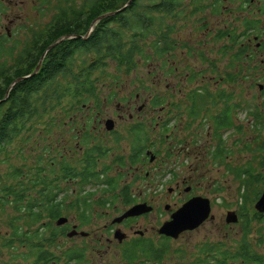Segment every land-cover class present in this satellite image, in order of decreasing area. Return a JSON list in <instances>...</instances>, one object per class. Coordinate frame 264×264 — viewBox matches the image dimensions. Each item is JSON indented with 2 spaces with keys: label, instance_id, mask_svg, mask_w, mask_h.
<instances>
[{
  "label": "flooded vegetation",
  "instance_id": "af4514ba",
  "mask_svg": "<svg viewBox=\"0 0 264 264\" xmlns=\"http://www.w3.org/2000/svg\"><path fill=\"white\" fill-rule=\"evenodd\" d=\"M222 1V11L211 14L218 19L219 28L207 30L206 34L210 35V40L216 39V47L207 51L200 48L186 51L191 58L203 59L207 64L206 69L199 70L195 66L193 71H190L185 65V70L182 71L184 64L175 63L172 55L177 49V44L172 29L168 35V47L160 43L157 56H152V60L157 61V64L153 65L152 76L162 83L158 86L157 97H149L135 108L136 101L140 99L139 94L134 95V102L129 92L125 100L116 104V109L110 117L103 119L101 113H95L97 118L92 120L91 125L81 123L83 112L77 113L80 114L78 118L77 115L69 116L64 113L46 115V118L62 119L55 123L58 126H75L72 131L78 135L73 143H69V139L64 137L59 140L60 144L53 145L50 149L47 155L50 165L47 175L50 180L59 182L63 179L60 175V165H64L66 170L71 168L77 179L86 173L98 179L92 181V191L81 194L87 199L88 208L65 209L61 217L66 218L67 222L50 227L51 233L47 235L53 243L52 249L49 250L52 254L50 264H162L165 259L164 243L168 244L171 239L159 235L157 231L171 219L174 212L194 198L208 200L210 204L212 217L192 231L197 232L209 226L205 242H202L206 243L208 249L209 264H264V255L261 254L263 236L259 235L260 226L264 224V212L255 209L256 203L264 193L263 85L259 86L254 114L251 113L253 137L249 144L245 138V129L243 130L237 117L246 104L245 61L250 54H246L244 48V23L248 19L246 14H250L254 0H249L248 5L245 0ZM180 8L181 6L175 10L182 12L183 8ZM191 11L194 16L201 12L194 9ZM206 11L210 13L211 10ZM261 11L257 8L251 15L263 13ZM183 18L189 17L182 14ZM53 19L52 17L50 21ZM235 22L239 25L237 34L242 40L240 63L237 67L229 63L230 32L236 29L231 28L230 24ZM165 32H168V26L165 27ZM33 36L31 34L30 40ZM255 39L254 53L262 56L264 32ZM25 46L26 43L20 45V48H15L14 53L20 54ZM202 46L206 47L207 44L203 43ZM212 49L217 53L216 59L224 61V64L213 67L212 60L204 58ZM150 54H153L152 50ZM258 56H254L256 66ZM259 64L260 67L256 70L264 72V59L260 58ZM139 66L136 65L134 70ZM195 83L200 85L199 89H193ZM67 86L69 87V81ZM59 91L61 94H58ZM71 93L75 92L69 89L57 90L56 95L65 99L64 94ZM80 93L82 96L89 95L82 90H79L78 94ZM112 98H115L114 95L110 96V99ZM151 105H157V112L155 108L148 112ZM154 120L156 122L152 123ZM107 121H112L113 129L105 128ZM153 124L158 132V137L154 139L158 142L156 152L151 151L149 137V128ZM88 135L93 136L91 141ZM105 137L112 143L113 148L103 147L107 141ZM89 141L90 144H87ZM247 147L256 150V158L253 160V155L249 153V159L240 163ZM108 154L112 159L110 165L103 162ZM210 162L226 169L237 182L241 183L244 173L237 180L236 169L244 168V172L251 170L252 176L255 177L252 184H240L239 206L233 210L226 209L224 218L213 215V199L208 196L209 188L213 184L207 180ZM89 163L90 168L83 170ZM150 165H155V178L158 179L156 183L167 179L169 184L173 183V187L167 189L169 195L173 196L171 202L166 201L168 197L160 193L149 200L145 198L150 183L149 172L144 169ZM164 165L170 169L184 165L188 171L181 175V172L168 170V176H163L160 166ZM62 181L76 183L78 180ZM108 182H112L115 187L109 188L106 185ZM137 182L143 184L139 192L133 190ZM63 196L61 194V197ZM75 197L79 196L74 195ZM137 204H146L152 210L148 214L114 223V220ZM230 211L234 212L237 218L235 224L226 222L227 213ZM82 213L91 217L89 223L80 219ZM157 213L161 219L156 216L154 224L148 223L149 215ZM103 219L105 223L97 226L96 223ZM82 232L87 235L83 236ZM192 232H184L179 238ZM159 255L162 257L158 262L156 259Z\"/></svg>",
  "mask_w": 264,
  "mask_h": 264
},
{
  "label": "trees",
  "instance_id": "16d2710c",
  "mask_svg": "<svg viewBox=\"0 0 264 264\" xmlns=\"http://www.w3.org/2000/svg\"><path fill=\"white\" fill-rule=\"evenodd\" d=\"M53 1L56 2L53 6V21L40 33L33 34L31 40L26 39L34 43L33 46L28 42L25 49L17 55L14 53V47L5 48L4 43L8 39L4 35L0 37V59L8 57L10 60V62L8 59L0 60V161L6 163L11 155L21 151L19 146L31 145L36 133L47 132L46 114L62 108V96L56 95L57 90H63L58 81H69L68 89L75 92L69 94L74 95L73 98L82 96L81 93L78 94L79 90L88 92L91 97L95 96V88L90 81L91 75L102 72L106 68L107 60L114 62L117 68H124L125 73L129 74L136 66L135 58L145 57L142 55L146 42H149V48L153 51L151 57L157 56L160 43L168 47L167 41L170 39L168 35L172 32L173 26L168 25L165 18L176 19L175 9L185 0H159L157 4L146 6L142 12L137 10L138 0H133L125 8L123 7L129 0H33L35 10L44 16L45 14L39 10L42 7L49 9ZM76 1L80 2V5L74 4ZM189 1L192 2L195 11L206 8L207 0ZM220 1L214 0L215 7ZM245 3L248 5L249 0H245ZM4 9L3 2L0 1V12ZM112 13L113 15L95 21ZM261 24V21L255 19H246L244 23L246 37L253 31H264ZM229 42V50L234 52L230 65L237 67L242 49L240 36L235 30L230 32ZM244 48L248 54L247 45ZM6 49L8 51H4ZM46 51L38 71L34 73ZM75 56L92 57L90 61L84 59L81 62L84 67H78L74 63ZM251 59L249 56L246 60ZM21 78L24 79L11 87L15 80ZM73 106L79 109L78 102L70 104V107ZM261 149L263 150L262 147ZM246 151L253 155V160L256 158L255 149L247 147ZM44 154L43 151L34 166L23 165L4 174V179L9 183L0 186V213L5 214L7 209H12L15 213L9 216L8 221V225L13 229L10 237L12 239L9 240L12 242H9L8 246L3 244L2 247L9 248L11 243L19 242V246L26 250L21 255L22 259L17 256L5 264H20L18 262L20 259L21 264H50L52 254L48 247L50 245L53 247L51 239L47 237L51 233L50 227L63 215L65 209H87V199L81 194L86 187L93 188V180H98L90 173L77 179L71 168L66 170L64 165H60V175L63 179L59 182L51 181L47 175ZM90 166L91 163L83 170L89 169ZM262 166L264 167V160ZM92 168L94 169V165ZM24 169L28 172H24ZM235 174L237 180L242 174L247 178L242 177L241 183L238 182V191L240 184H252L255 181L251 170L244 172V168L236 169ZM68 179L78 180L72 184L78 187L79 197H71L68 185L64 189L59 187L62 180ZM106 185L112 189L115 187L112 182ZM87 191L90 192L92 189ZM61 194L64 196L61 197ZM67 200L69 202L66 204ZM89 218L91 217L85 213L80 214V219L85 220V223H89ZM164 244L165 256L168 253V245ZM207 251L206 246L201 248L202 255L195 264H209ZM161 257L162 255H159L156 260L159 262Z\"/></svg>",
  "mask_w": 264,
  "mask_h": 264
},
{
  "label": "rangeland",
  "instance_id": "374dc122",
  "mask_svg": "<svg viewBox=\"0 0 264 264\" xmlns=\"http://www.w3.org/2000/svg\"><path fill=\"white\" fill-rule=\"evenodd\" d=\"M3 2L4 11L0 12V37L3 35L6 37L7 42L4 43L5 48H20V45H23L24 43L28 44L29 41H26V39H30L31 34H37L40 33L47 24H49L52 18L53 6L56 4L55 1L51 2V6L49 9H46L45 7H42L39 11L45 14L44 16L39 15V13L35 10V6L33 3V0H0ZM162 1V0H160ZM159 0H138L137 10L139 12L144 11V8L146 6H152L154 4H157ZM80 3V2H79ZM78 1H76L74 4L80 5ZM82 3V2H81ZM223 1L217 3L219 6L217 8V5L215 7L214 0H207L205 3L206 8L203 9L201 12H199L197 15H192L193 12L191 9H194V6L192 5V2L185 0L181 4V8H183L182 12H177V17L174 20L165 18V21H167L168 25L173 26L174 36L177 44V49L173 53L172 56L175 58V63L181 62L188 67L190 71H193L195 66L199 70H204L207 68V64L203 62V59L198 60V57L191 58L189 57L188 52L192 48L197 49H204L207 51L209 48L216 47V39L210 40V35L207 34V30H213L217 29L218 27V19H215L214 13L222 11ZM226 5V3H225ZM258 9H261L264 13V0H254V4L252 8L250 9L251 12L249 15L246 14L248 19H255L261 22H264V15L263 13L259 14H252V12L256 11ZM207 9L211 10L210 13H207ZM185 11L187 13H185ZM200 11V10H199ZM182 14H186L189 18L182 19ZM231 19V18H230ZM190 21V22H189ZM189 22V23H188ZM48 26V25H47ZM206 26L207 28H205ZM262 29H264V25H262ZM231 28H236L235 32L237 34L238 32V23H231ZM46 29V28H45ZM232 32V31H231ZM264 31L258 32L253 31L252 34H249L248 37H245V46L247 45L249 54L252 57L251 60L245 61V76H246V84H245V97H246V104L244 106V110H241L239 112L238 122L242 126L243 130L245 129V138L247 141V144L250 143V140L252 139L253 134V120L251 117V113L254 114V108L256 104V100L259 94V86H264V72L256 70V68L260 67L259 60L264 59V54L262 56H258L254 53L255 50V37L258 35H261ZM206 35V36H205ZM238 35V34H237ZM203 43H206L207 46H202ZM242 43V40L240 39V44ZM149 42L145 43V48L142 56L145 57H136L135 62L136 65H140L138 68H136L134 71L130 72L129 74L125 73L124 68H117L115 66V63L111 60L106 61V68L103 69L102 72H95L91 75V82L94 85V94L95 96L90 95H83L80 97V95L77 96V98H73L74 95L64 94L65 99L62 97V108L55 109L47 114L50 113H64L68 114L69 116L77 115L76 118L83 112V119L81 121L82 124L91 125L92 120L97 118V115L95 113H101L100 116L103 119H106L112 115V113L116 109V104L118 102H122L125 100L128 96V93L131 92V98L134 101V95L139 94L140 99L136 101L135 108L139 105H141L144 100L148 99L149 97H157L159 93L158 86L162 83L158 82L157 77H153V65L157 64V61L153 57L150 56V48H149ZM230 47V42H229ZM8 51V49L4 50ZM230 57H229V63L230 59L233 58V51H230ZM254 56L257 57V66L254 63ZM92 56H82V57H74V63H76V66L78 67H84L81 65V62L85 59L87 61H90ZM76 58V60H75ZM206 59L212 60V66L215 67L217 64H224V61H219L217 58V53L215 49H212L210 52L208 51L207 54L204 56ZM8 59V62H10L8 57H2L0 60ZM43 61V60H42ZM239 66V63H238ZM77 72V71H76ZM214 73V72H213ZM181 79H179L180 81ZM153 82V83H152ZM59 85L62 86L63 90L68 89L67 81L60 80ZM199 84H193V89L198 88ZM58 94H61V91L58 92ZM114 95L115 98L110 99V96ZM78 102L79 109L77 106L70 107V104H76ZM135 102V101H134ZM220 106V105H218ZM156 106L151 105L150 108H148V112H152ZM155 112H157V108H155ZM214 107L212 106V111ZM136 110H131V112H135ZM46 114V115H47ZM95 115V116H94ZM50 120V122L47 124V132L35 134L32 139V144L26 147H21V151L16 152L15 154L10 156V159L8 163L0 161V186L4 185L7 182L6 179H4V174H6L10 169L21 167L23 165L27 167H32L36 163V159L42 154L44 151V158L45 163L47 165L46 171L48 172V168H50V165L48 163V153L50 152V149L53 145L60 144L59 140L62 138H68L69 143H73L78 138V135L75 131H72L75 126H68L63 127L62 125L58 126L55 123L62 119H55V118H47ZM73 119H75L73 117ZM66 119L64 118V121ZM156 121H152V123H155ZM54 123V125H53ZM98 129V128H97ZM156 125H152L149 128V137H150V145H151V151L157 150L158 142L154 141L155 138L158 137V132L156 131ZM88 138H93L92 135H88ZM106 143L103 144V147L106 148H113L112 143L108 140L107 137ZM90 141L87 144H90ZM18 147V148H19ZM244 156L241 158L240 163H244V161H247L250 157V154L246 151L243 152ZM4 160V159H3ZM44 161H42V164H44ZM106 165H110L112 162L111 156L108 154L106 159L103 161ZM234 161L230 164L232 165ZM186 165V163H184ZM177 166L173 167V169H170L167 165L160 166L161 172L163 173V176H168L166 173L168 170H174L177 173L181 172V175L187 173V168L184 166ZM145 171L149 172V189L147 190V196L146 199H151L156 194H163L168 199L166 201H172L171 195L167 192L168 187H173V183H168L167 181H163L162 183H156L158 182V179L155 178V175H157V171L155 168V165H150L149 167H146L144 169ZM24 172H28L27 169H24ZM143 173L141 174V176ZM207 180L212 181L213 184H211V188H209V194L208 196L213 199L214 207H213V215L218 217L224 218V214L226 209H236L239 205V196L240 193H238V182L233 179L232 175L226 171L223 167H219L216 165H213L212 162H210V168H208L207 173ZM164 183V184H163ZM16 184V183H15ZM69 186V193L71 197H74V195L79 194V189L76 185L72 183H65V181H61L59 187H62L63 189ZM143 184L138 183L134 185L133 190L135 192H139L140 187ZM74 189H76V192H74ZM92 187H86L84 189V192L87 190H91ZM206 193V190L204 191ZM33 195V193H32ZM66 202H69L68 200ZM67 204V203H66ZM251 208V206H249ZM162 210V209H161ZM232 212V211H230ZM15 211L12 209H7L5 214L0 213V264H5L13 261L14 257L19 256L21 258V255L26 252L24 248L19 246V242H13L11 243V247L5 248L2 247L3 244L8 246L9 241L12 238V227L8 225L9 216H13ZM164 214V213H162ZM158 216L157 214L149 215L148 217V223L154 224L155 218ZM159 217V216H158ZM161 219V217H159ZM107 221V220H106ZM105 219H103L100 222H97V226L104 224ZM19 226V225H16ZM261 233L259 231V235L262 234L263 236V245L261 248V254L264 255V224L260 226ZM209 226H205L202 230H199L197 232H192L188 234H183L180 238L177 240H171L168 245V253L165 255V259L162 264H195L197 263V260L200 259L202 253L201 248L206 246L205 239L207 237ZM47 234V233H46ZM49 250L52 249L51 245L48 247ZM48 250V251H49ZM183 254V255H182ZM207 254V253H206ZM210 258V257H209ZM22 259V258H21ZM19 260L18 262L21 264L22 260Z\"/></svg>",
  "mask_w": 264,
  "mask_h": 264
},
{
  "label": "water",
  "instance_id": "95a60500",
  "mask_svg": "<svg viewBox=\"0 0 264 264\" xmlns=\"http://www.w3.org/2000/svg\"><path fill=\"white\" fill-rule=\"evenodd\" d=\"M133 0H129L127 5H125L123 8L128 6ZM113 15L112 14H107L105 16L99 17L95 21H99L100 19ZM95 21L91 24L90 27L95 23ZM50 49V48H49ZM48 51V50H47ZM47 51L42 55L35 72L36 73L41 65L42 60L44 59ZM21 79L15 80L11 87L19 82ZM9 91V90H8ZM8 93V92H7ZM7 95V94H6ZM7 97V96H6ZM105 128L107 130L113 129V124L112 121H107L105 124ZM152 159V158H151ZM255 209L258 211L264 212V193L261 199L256 203ZM151 208L147 206L146 204H137L127 210L121 217L117 218L114 220L115 222H120L123 219L126 218H133V217H138L147 213L151 212ZM210 204L208 200L202 199V198H194L189 200L187 203H185L180 209H178L176 212H174L171 215V220L164 223L157 233L159 235L171 238L173 240H177L179 235L184 233V232H192L195 229H197L205 220L210 219ZM67 222V219L64 217H60L56 220L55 225L60 226L63 225ZM227 223H233L235 224L237 222V218L233 212H228L227 213ZM83 236L87 235L86 233L82 232L81 233Z\"/></svg>",
  "mask_w": 264,
  "mask_h": 264
},
{
  "label": "bare ground",
  "instance_id": "6f19581e",
  "mask_svg": "<svg viewBox=\"0 0 264 264\" xmlns=\"http://www.w3.org/2000/svg\"><path fill=\"white\" fill-rule=\"evenodd\" d=\"M170 220H171V219H170ZM170 220H169V221H170ZM165 223H166V222H165ZM162 225H163V224H162ZM162 225H161V226H162ZM158 230H159V229H158Z\"/></svg>",
  "mask_w": 264,
  "mask_h": 264
}]
</instances>
